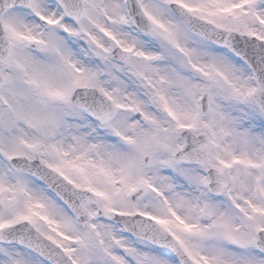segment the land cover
I'll return each instance as SVG.
<instances>
[{
	"label": "snow or ice",
	"instance_id": "1",
	"mask_svg": "<svg viewBox=\"0 0 264 264\" xmlns=\"http://www.w3.org/2000/svg\"><path fill=\"white\" fill-rule=\"evenodd\" d=\"M0 264H264V0H0Z\"/></svg>",
	"mask_w": 264,
	"mask_h": 264
}]
</instances>
